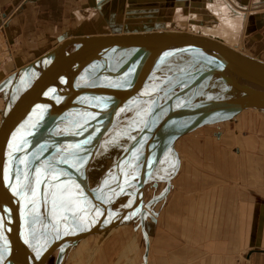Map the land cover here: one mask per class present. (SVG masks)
I'll list each match as a JSON object with an SVG mask.
<instances>
[{
	"label": "water",
	"instance_id": "1",
	"mask_svg": "<svg viewBox=\"0 0 264 264\" xmlns=\"http://www.w3.org/2000/svg\"><path fill=\"white\" fill-rule=\"evenodd\" d=\"M162 23L163 21H158L157 25ZM121 29L107 33H79L68 36L12 73L0 118V185L3 183L5 187L7 186L5 181L11 182V169L18 168L21 155L31 147L33 151L29 160L39 148H43L46 154L49 151L46 149L52 143L58 145L68 141L74 142L92 135L100 141L103 132L118 119L125 100L140 94L154 79L159 66L164 65L169 56L183 54L186 59L182 63L195 69L183 71V78L169 85L173 91L168 97L159 100L157 97L159 91L155 94L153 112L158 111L159 114L162 111V114L158 116L156 127L154 126L155 133L154 127L152 128L154 135L145 141L147 149L139 156L140 169L134 178L136 187L133 189L131 200L126 207L117 209L112 214L101 211L98 214L87 215L83 219L71 220L69 222L74 225L68 223L65 232L41 244L33 237L23 176L19 177L10 188H6L7 191L3 192L0 188L2 215L0 224L5 229L7 240L6 264H43L55 249L76 242L86 233L131 222L143 211L144 187L158 159L168 149L172 148L175 151L174 143L178 137L203 123L232 117L247 107L264 108L263 59L238 50L216 37L186 29L155 27L136 31ZM70 66H73L75 71L121 68L119 72L112 73L114 79L130 76L127 74L130 70L135 74L125 82L111 87L107 95L97 100L96 103L100 105L102 103L103 107L96 110L83 124L81 130L58 132L60 125H66L68 117L66 115H72V111L58 117L55 126L48 124L42 126L44 114L37 120L41 123L39 130L28 126L25 106L32 105L37 94L51 84L57 75L66 74ZM3 82L0 83V88ZM208 83H223L226 90L213 97H199L200 85ZM185 95L187 97L181 101ZM177 99L180 101L176 102ZM76 103L83 108L97 106ZM76 103H68V106H74ZM147 130L148 126L145 125L129 146L138 141ZM33 140L36 141L33 143ZM95 149L93 145L87 151V160L84 162L86 170ZM72 171L64 175L62 180H67ZM80 178L82 183L85 179ZM6 219L14 222L6 223ZM62 252L58 251L54 264H59Z\"/></svg>",
	"mask_w": 264,
	"mask_h": 264
},
{
	"label": "rangeland",
	"instance_id": "2",
	"mask_svg": "<svg viewBox=\"0 0 264 264\" xmlns=\"http://www.w3.org/2000/svg\"><path fill=\"white\" fill-rule=\"evenodd\" d=\"M101 1L105 2V0H22L18 6L13 5L5 9L3 15L0 13V83L11 75L10 72L14 69L12 68L14 64L20 67L17 62L22 59V64L28 63L43 54L46 51V49H43L44 47L50 44L52 47L68 36L102 30L104 24L99 22L97 24L96 19H94L98 8L107 16L110 27L112 24L114 27L118 25L121 27L122 23H128L131 19L135 20L137 18L136 23L139 20L149 22L146 20L151 18V22H155L154 24L157 25L158 21H172L177 16L176 12H179L176 9L177 7H196L199 2L198 0H182L179 3V0H176L177 4L170 6L175 0H108L105 3ZM169 7L172 8L169 9ZM153 14L156 19L153 18ZM84 19L88 21L86 24L83 23ZM183 29L195 30L192 27H183ZM247 31L246 27L245 32H236L232 43L239 46L246 53L264 60V34L258 32L250 40L251 34H248ZM26 58H28V62H26ZM13 60H15V63H13ZM200 86L199 97H213L226 90L223 83H208ZM4 102V91H2L0 93L1 112ZM123 108L125 109V107ZM119 119L118 116V119L114 122L115 124L113 123L111 127L116 125ZM251 135L254 140L256 137L264 138V111L245 108L233 118L203 123L199 128L185 133L176 141V151L180 156L178 157L175 151L171 149V152L166 151L167 154L164 153L163 155L164 159H161L162 173L158 176L151 175L147 181L144 187L145 206L143 211L131 222L124 223L121 228L116 229L105 238H102L105 232L100 235L98 232H94L84 239L67 245L62 249L59 264H146L145 259L148 252L147 256L145 252L149 248L153 235L152 231L155 222L158 221L159 212L200 210L199 205L202 204V198H194L193 191H201L205 188V185L209 186L208 173H210L212 166L221 170L227 168L228 161L225 159L227 152L228 154H235L237 149L239 150L242 147L241 152L238 154L244 153L246 150L243 146L244 139H249ZM172 152L173 157L176 156L177 164L172 160L173 158L170 155ZM211 154L217 159L215 162L207 159L209 155L212 157ZM108 166L104 169V175H107L112 167ZM137 166L138 164L134 163L131 167L136 169ZM124 172L128 174V177L131 175L127 169ZM40 173L41 171H38L29 177L27 188L32 194L31 198L41 195L43 189L40 192V188L48 183L44 173ZM134 178L135 176L128 179L129 183L135 181ZM173 179L176 185L172 184ZM22 180H24V177ZM37 180L41 182L37 183ZM23 184V187L26 188L25 180ZM109 189H112V184L104 188L101 197L107 198L111 192ZM116 192L120 191L117 189ZM120 193L124 192L121 191ZM130 197L131 195H128L125 200L117 198L115 205L108 202L112 206L108 205V209L114 211L124 207ZM37 200L40 202L34 203L35 211L33 213L46 225L48 232H51L50 217L52 214L50 212L51 208H49L51 200ZM43 202L47 204L44 205ZM29 204L28 208L30 209ZM40 205H43L42 208ZM192 207L194 208L192 209ZM57 221L58 219L53 220V222ZM60 222L65 227L68 225L66 220L60 219ZM124 250L126 251L124 252ZM56 255L52 254L44 264H54Z\"/></svg>",
	"mask_w": 264,
	"mask_h": 264
},
{
	"label": "bare ground",
	"instance_id": "3",
	"mask_svg": "<svg viewBox=\"0 0 264 264\" xmlns=\"http://www.w3.org/2000/svg\"><path fill=\"white\" fill-rule=\"evenodd\" d=\"M107 1L108 0H105V2ZM203 3L204 5L202 8L200 7L201 9L199 11H198V6L194 8L189 7L182 11L180 10V8H177L179 10V12H176L177 16H175L172 21L164 22L160 25L153 24L152 22L150 23L141 22L140 20L136 23V21L138 20L137 18L135 20L131 19L128 23L127 22L122 23L121 27L120 25L114 27L113 24L110 27V23L106 18L107 16H105V14L100 8H98V10L96 9L95 12L96 18L94 19H96L95 22H97V24L98 22L104 24L103 29L98 30V32H102V33H107L108 31L110 32H114L116 30L118 31V29L120 28H122L121 29L122 31L123 30L136 31L137 29L142 30V29H149L152 27L158 29L169 28V29L181 30L182 26H188L189 28L192 27L195 29L194 31L191 32L194 33L197 32L210 37L211 36L216 37L222 40L223 42H227L228 44L235 47V44L232 43V41L235 38L236 32H238L236 30L238 29L237 26L238 23L235 21L236 17L234 16L230 17V15L227 16L228 13L227 14L225 13V9L227 8L226 6L217 7L218 5L215 6L207 2L206 3L203 2ZM187 10L189 11V13ZM153 18L156 19V16L154 15ZM185 19H187V22L185 21ZM146 21H151V18ZM219 22L220 24H218L217 26L216 23ZM100 25L103 26L102 24ZM242 51L244 52V50ZM185 59L186 58L184 57L183 54L178 56H169L166 63H164V65L162 66H159V69L156 72V75L154 76L153 79L154 81L152 80L150 82V86L148 85L142 92H140V94L134 95L129 99L125 100L124 102L125 109L123 108L122 112H120L121 113V116L119 115L120 119L116 122V125L110 127L108 130L103 132L100 141H97L96 136L92 135L90 137L84 138L83 140H76L74 142L68 141V143L67 142L59 143L58 145L52 143L48 147V149H46L49 150L46 154L44 153L45 151L43 148H39L38 151L33 153L31 160H29V158L33 151L32 147L27 149V151H25V153L21 155V161L19 163L18 168L16 169L15 167H13L11 169L12 170V175L10 174L12 177L11 182H9L8 180L5 181L7 182V186L5 185V187L3 186V183H1L0 188L3 190V192L7 191L6 188L7 187L10 188L11 185H13V182L17 181L19 177L21 176L24 177V180L26 182L25 185L26 202H27V207L28 204L30 203L29 204L30 209L29 208L28 209L30 211V217H31L30 222L32 223V232L35 240H38V242L42 244L47 241H50L51 239L57 238L60 234L65 232L68 226L65 227L63 226L62 222H60L62 216H67L68 219L66 221L70 223L69 221L74 220L73 213H75V219L84 218L87 215L95 214L98 212L100 213L101 211L105 214H112L116 210L114 211H112V209L109 210L108 205L110 207H112L111 204L115 205L117 198H121L122 200L123 199L125 200V198L128 195L132 196L133 189L136 187V181H132L133 183L132 182L129 183L128 179H130L133 176L137 177L136 174L140 169V165L138 163L140 159L139 156H141L147 149V146H145L146 145L145 141L154 135L155 127H156L155 124H157L158 116L162 114V111L159 114L158 111L153 112V107L156 103L154 99L155 94H157V92L159 91L157 96L159 100H163L164 98L168 97L169 93L173 91V88L169 87V85L182 79L183 71H186L188 69L192 71L195 69L194 67L192 68L187 66L186 64H183L182 62L185 61ZM25 64L27 63L22 64L19 63L18 61V65L21 66L18 67L17 69L14 66L15 71L21 68ZM73 68H74L73 66H70L66 74L57 75L52 80L51 84L46 86L40 94H37V98L32 105L28 104L25 106L27 107L26 117L28 118L27 119L29 124L28 126L30 127L32 126L33 128L35 127L37 128V130H39L38 127H40L41 123L40 121L37 120L42 114H44V118L41 120V122L43 123L42 126L46 124L50 126H55L57 125L58 117L65 116L67 112L72 111L73 112L72 115L71 114L66 115V117L68 116L66 119L67 122H65L66 125L65 124L60 125L58 132L81 130L84 127L83 124H85L86 121L89 120L90 117H92V115L96 112V110L99 109L100 107H103L102 103L101 105L96 103L97 100L107 95L110 92L111 87L116 86L117 84H120L122 82H125L127 78H130L132 75L135 74L134 71L130 70L127 73L130 76H125L124 79L123 78L114 79L115 77L112 76V73L119 72L121 68L118 67L117 68L110 67L103 69L95 68V69H85L80 71H75ZM12 73L10 74L12 75ZM11 75H9L7 78L3 80L4 84L2 83L0 92L2 91L6 92V90L8 89ZM156 76L157 78L155 79ZM159 87H162V89L159 90L160 89ZM186 97L187 95H185L183 99H181V101L184 100ZM179 101L180 99L176 100V102ZM71 102H75V103L81 102L82 104L88 103V104H93L94 106L97 104V106L96 107L90 106L89 108H83L78 106L77 103L74 104V106L72 105L68 106V103ZM247 108H254V107H247ZM255 109L264 111V108L261 107H257ZM236 115L232 116V118L235 117ZM223 119H219V120H223ZM145 125L148 126L149 130L145 131V133L141 136V138L138 141H136L134 144H132V146H129L130 142L136 136H138L141 129ZM152 128L154 133L152 132ZM197 128L199 127H196L195 129ZM195 129H192L191 131ZM177 139L175 140L174 146H175V153L179 157L180 154L178 153V151H176ZM35 141L36 140H33V143ZM93 145L95 146L96 149L89 162L90 164L86 170L84 168V164H85L84 162L87 160V155H88L87 151L91 149ZM168 150L170 151V149ZM171 150L173 149L171 148ZM164 153L167 154V152ZM164 153L158 159V163L156 164V167L152 171L151 175L158 176L159 174L162 173L163 166L161 164V159L162 160L164 159L163 157ZM170 155L173 158L172 160H174V162H176L177 164L176 156L174 155L173 157V152ZM134 163L138 164L136 169H133L131 167L132 164ZM108 165L112 167L108 171L107 175H104L103 174V172H105L104 169ZM73 168H75L74 171H72ZM125 169H127L129 174H131L129 175V177L128 174L124 172ZM38 171H41L40 174L44 173L45 178L48 179L46 181L48 183H46L44 186H42V188H40V192L43 189L41 195L31 198L32 194H30V190L27 188L28 180L30 176L34 175ZM69 171H72V173L69 175L68 179L62 180L64 175H67ZM54 177H58V178L54 179ZM80 177H83L85 179L84 181H82V183L80 182L81 179ZM109 184H112V189L111 190L109 189L111 191L110 194H108L107 198L101 197L104 188H107ZM117 189L120 192L123 191L124 193L122 194L120 192L117 193L116 192ZM53 193H55L57 197V205L60 204L61 198H68L69 194H72L74 196V198L78 201V204L73 205L71 210H67V211L64 210L62 207H57L54 215ZM36 198L42 201L43 200L45 201L46 199L47 200L49 199V201L51 200L49 202L50 203L49 208H51L50 212L52 214L50 217L51 218L50 228L52 227L51 232H48V230L46 229V225L42 223V220L40 221L37 218V216L35 217L36 214L34 215L33 213L35 211L34 203L39 201ZM130 200L131 197L129 198L128 202ZM108 202H111V204H108ZM95 206H97L96 209ZM2 207L3 209H5V205H3ZM6 211H8V209ZM56 219H58V221L53 222V220ZM1 221H2V215L0 214V223ZM5 221L6 223L14 222L10 219H6ZM72 224L74 225V223ZM122 226L123 224H119V225H115L114 227L103 229L97 232L99 235L105 232L106 234L104 233V236L102 237L105 238L109 236V234H111L113 231L121 228ZM92 233L94 232L86 233L85 235L80 237L77 241H79L80 239H84L86 236ZM6 241L7 240L5 239V229L3 228L2 224H0V264H6V253H5ZM64 247L66 246H62L60 248L55 249L52 254L53 255L57 254L58 251L59 250L62 251ZM125 251L126 250H124V252ZM48 258L46 259V261L48 260Z\"/></svg>",
	"mask_w": 264,
	"mask_h": 264
},
{
	"label": "crops",
	"instance_id": "4",
	"mask_svg": "<svg viewBox=\"0 0 264 264\" xmlns=\"http://www.w3.org/2000/svg\"><path fill=\"white\" fill-rule=\"evenodd\" d=\"M20 1L0 0V13L3 15L5 9L18 6ZM198 1V11L203 2L226 6L227 16L236 17L237 33L245 32L247 27L250 40L258 32L264 34V0ZM173 2L170 6L176 0ZM87 22L84 19L83 23ZM50 48L51 44L43 49ZM5 95L4 92V99ZM252 137L244 139L246 150L241 155L238 153L242 147L236 148L237 154L226 153V169L211 167L209 186L193 191L194 198H202L200 210L159 212L147 248L146 264H264V138ZM211 156L207 159L215 162L217 159ZM172 184L176 185L175 181Z\"/></svg>",
	"mask_w": 264,
	"mask_h": 264
},
{
	"label": "snow or ice",
	"instance_id": "5",
	"mask_svg": "<svg viewBox=\"0 0 264 264\" xmlns=\"http://www.w3.org/2000/svg\"><path fill=\"white\" fill-rule=\"evenodd\" d=\"M66 162V161H65ZM58 177H54V179H57ZM40 180H37V183H40ZM35 195V193H34ZM78 204V201L74 198V196L72 194H69L68 198H61L60 200V204L57 205V197L55 195V193H53V209H54V215H55V211L57 209V207H62L64 210H71L73 205ZM61 219L63 220H67L68 217L67 216H62ZM73 219H75V213H73ZM27 242V239L26 241Z\"/></svg>",
	"mask_w": 264,
	"mask_h": 264
}]
</instances>
